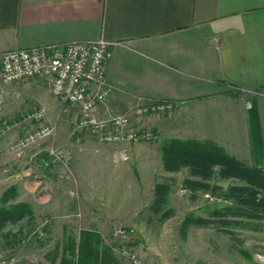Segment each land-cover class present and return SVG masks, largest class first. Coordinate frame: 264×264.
Here are the masks:
<instances>
[{
	"label": "rangeland",
	"instance_id": "374dc122",
	"mask_svg": "<svg viewBox=\"0 0 264 264\" xmlns=\"http://www.w3.org/2000/svg\"><path fill=\"white\" fill-rule=\"evenodd\" d=\"M34 80L0 84V214L12 215L0 223V264H60L70 257L68 239L94 227L120 264L130 263L119 252L118 229L129 233L130 248L146 264H264V209L247 180L224 176L219 166L197 174L186 166L166 169L162 146L175 139L143 127L153 137L129 152L157 167L130 164L126 176L96 174L91 182L88 163L133 161L127 148L79 129L77 107L56 100L47 79ZM38 109L42 121L24 120ZM42 125L50 133L18 155L13 144ZM61 189L72 222L60 220L62 200H46L44 210V192Z\"/></svg>",
	"mask_w": 264,
	"mask_h": 264
},
{
	"label": "crops",
	"instance_id": "0c3cea01",
	"mask_svg": "<svg viewBox=\"0 0 264 264\" xmlns=\"http://www.w3.org/2000/svg\"><path fill=\"white\" fill-rule=\"evenodd\" d=\"M98 39L112 43L106 74L112 92L99 116L126 115L161 137L212 142L246 167L258 161L264 167V0H0V54ZM43 79L49 81H34ZM147 99L181 105L134 117L133 108ZM121 145L133 161H92L91 182L96 174L126 176L130 164L157 167L130 153L141 144ZM64 192L46 190L42 201L46 211V200L64 201L63 223L74 213L63 207L70 205ZM93 230L104 242L101 229Z\"/></svg>",
	"mask_w": 264,
	"mask_h": 264
},
{
	"label": "built area",
	"instance_id": "2783aa9c",
	"mask_svg": "<svg viewBox=\"0 0 264 264\" xmlns=\"http://www.w3.org/2000/svg\"><path fill=\"white\" fill-rule=\"evenodd\" d=\"M111 42L72 41L56 45L17 48L0 54V84H11L47 77L52 96L60 103L76 106L79 111L77 127L92 133L106 144L136 143L149 141L151 130L137 126L126 115L102 117L97 114L99 106L110 97L112 87L107 82V68L112 58ZM176 101L147 99L132 110L134 117L162 115L173 111ZM42 109L24 116L28 122H40ZM50 128L40 126L24 139L13 144L18 155L32 142L46 137ZM115 235L120 239L119 252L130 264H146L130 248L129 233L119 229Z\"/></svg>",
	"mask_w": 264,
	"mask_h": 264
},
{
	"label": "trees",
	"instance_id": "16d2710c",
	"mask_svg": "<svg viewBox=\"0 0 264 264\" xmlns=\"http://www.w3.org/2000/svg\"><path fill=\"white\" fill-rule=\"evenodd\" d=\"M249 112L251 120L257 122V113L251 108ZM162 153L165 168L169 170L186 166L197 174L200 170L207 172L211 167L219 166L224 176L247 180L251 187L261 191L260 194L256 189L251 190L250 196L257 201V206L264 209V170L257 168L260 161L248 168L212 142L196 140H167L162 146ZM9 217H12L9 213L0 214V223ZM65 249L70 257H62L60 264H120L111 248L94 230H81L76 240L71 236Z\"/></svg>",
	"mask_w": 264,
	"mask_h": 264
}]
</instances>
